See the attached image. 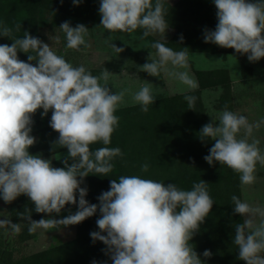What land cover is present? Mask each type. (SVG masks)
Wrapping results in <instances>:
<instances>
[{
	"label": "clouds",
	"instance_id": "obj_1",
	"mask_svg": "<svg viewBox=\"0 0 264 264\" xmlns=\"http://www.w3.org/2000/svg\"><path fill=\"white\" fill-rule=\"evenodd\" d=\"M82 2L72 0L73 5ZM212 2L217 23L214 30L204 29V42L247 54L250 62L264 57V0ZM98 11L99 25L109 32L130 33L140 28L146 37L149 33L165 34L169 28L164 19V0H100ZM59 27L67 48L80 50L88 46V27L84 24L73 27L64 21ZM16 28L19 30L20 25ZM0 36L12 37V29L2 22ZM183 39L181 34L180 42ZM11 40V45L0 44V199L11 203L23 194L33 203L36 213L47 215L39 220H33L31 214L24 217L30 232L76 225L99 211V231L90 232V237L93 243L99 240L106 246L102 251L112 264H204L190 241L215 203L205 180L193 183L192 189L186 191L174 183L165 185L136 175H122L109 181V190L97 197L98 204L85 199L88 189L81 187L84 178L90 173L106 176L113 169V158L123 156L118 147H101L93 152L89 145L98 141L110 144L119 125L114 113L131 90L113 92L108 87L111 73L107 69L96 77L83 65L74 67L27 31L22 38ZM150 46L157 50L158 59L141 65L143 72L158 77L164 71L189 90L198 87L188 71H177L188 68L187 47L175 51L159 41ZM111 47L118 53L124 50L113 43ZM18 51L35 55L28 54L26 62L18 58ZM131 95L143 112L157 97L147 81ZM184 99L188 109L193 110L196 97L185 95ZM38 109L42 110L41 117L51 110L49 126L59 134L55 142L67 149L63 167H54L50 159L29 152L36 142L31 132L32 117ZM218 122L210 121L199 130L201 142L214 141L203 159L210 166L214 161L225 164L240 174L242 184H253L257 162L264 166V153L259 141L250 143L248 137L264 121L250 124L246 116L225 108ZM242 129L244 136L237 138ZM141 171H148L146 163L141 165ZM231 201L234 213L248 217L235 225L233 242L238 246L239 259L246 264H264V208L253 207L236 195L231 196ZM66 205H76V211L54 218L53 214H60ZM256 217L260 218L258 223ZM5 223L20 230L12 221L0 219V225ZM202 255L210 258L212 253L205 249ZM91 264L107 261L93 260Z\"/></svg>",
	"mask_w": 264,
	"mask_h": 264
},
{
	"label": "trees",
	"instance_id": "obj_2",
	"mask_svg": "<svg viewBox=\"0 0 264 264\" xmlns=\"http://www.w3.org/2000/svg\"><path fill=\"white\" fill-rule=\"evenodd\" d=\"M99 5L100 0H83L79 5H73L72 0H63V3L61 0H0V22L12 29L13 40L22 38L27 31L44 42V31L58 36L62 32L59 25L72 19L87 21L104 28L99 25ZM164 7V19L173 33L166 40L146 36L150 50L157 51L150 45L159 41L175 51L187 47L189 52L219 53L222 56L234 53L241 60L242 55L234 49L205 43L203 40L204 29L214 30L217 23L216 8L212 0H175L172 4L164 0ZM43 13L47 14L45 25L38 23ZM17 25H20L19 30ZM143 31L138 28L131 33L143 34ZM181 34L184 37L183 42L179 40ZM11 39L0 36V44L11 45ZM56 44L58 52L60 45L59 42ZM28 54L35 55L34 52ZM28 54L19 51L18 58L27 62ZM31 63L35 65L36 62ZM192 72L198 83L195 90L156 98L148 106L147 112L141 111L138 103L117 108L114 114L119 117V125L111 135L110 144L104 145L102 141H98L89 147L93 152L101 147H118L123 156L113 158V169L106 176L90 173L84 178L81 187L88 189L85 199L89 203L98 204L97 197L102 191L109 190V181L122 175H136L161 181L165 185L174 183L186 191L192 189L193 183L203 179L208 182V192L215 203L190 243L204 264H246L239 259L238 246L233 242L235 225L243 223V216L233 212L234 205L231 201L232 195L241 199L239 173L215 161L210 166L203 157L209 154L208 150L214 141L208 139L201 142L199 139V130L208 120L198 100V91L221 87L217 107L229 110L234 95L231 91V80L224 68L193 69ZM240 72L243 78L248 77L249 67L241 62ZM185 95L196 97L193 110L188 109ZM48 113L50 120L51 110ZM36 128L38 142L42 144L44 154L66 149L55 142L59 134L48 122L37 125ZM63 158L52 161V165L64 166ZM145 163L148 165L147 172L141 171V165ZM71 206L76 208V205H66L65 208ZM8 209L9 220H19L21 224L16 235L18 242L27 238L26 225L29 222L24 217L31 214L34 220L47 216L36 213L33 203L23 194L12 201ZM99 215L97 211L92 217L76 224L75 234L70 240L33 253L14 256L6 242L0 240V264H91L93 260L112 264L102 251L106 246L99 240L93 243L90 237V232L99 231L96 225ZM205 249L211 251L210 258L203 257Z\"/></svg>",
	"mask_w": 264,
	"mask_h": 264
},
{
	"label": "rangeland",
	"instance_id": "obj_3",
	"mask_svg": "<svg viewBox=\"0 0 264 264\" xmlns=\"http://www.w3.org/2000/svg\"><path fill=\"white\" fill-rule=\"evenodd\" d=\"M169 4L174 3L175 0H166ZM47 19V14L43 13L42 16L39 17L38 23L43 25ZM78 23L84 24L88 27V34L85 37L87 47L81 46L80 50L70 49L66 47V38L65 34L61 32L58 36L52 33H46L44 42L49 44L50 48L59 56L65 58V60L71 63L74 67L78 64H82L84 60H88L90 64L88 66L94 68H102L104 63H108L112 61L111 58H107L104 61L103 53L100 51L97 52L95 49H104L112 48V43L117 47L127 46V41L123 42H115L112 40V36L128 34L129 38L133 39L134 45L137 44L141 49L147 48L148 41L147 37L143 36V34H133V33H119L117 31L109 32L105 28L98 27L94 23L83 22L80 20L72 19L70 20L71 26L75 27ZM45 25V24H44ZM45 27V26H44ZM170 33V30L167 29L165 34L161 33H151L152 35L163 38L167 37ZM57 38H59V50L56 51V42ZM91 49L89 51H85L84 49ZM94 49V50H93ZM19 53V51H18ZM87 55V57H86ZM153 59H150L152 61ZM245 64L249 67V76L242 77L240 72V63ZM108 65V64H107ZM105 68V67H104ZM169 68L171 65L169 64ZM212 68H224L228 77L231 80V91L233 92V99L231 103V108L229 111L242 114L247 117L248 122L250 124L260 123L264 121V57H262L259 61L250 62L247 59V54H243L241 56V60L239 59L237 54L228 53L225 55H220L219 53H208V52H189L188 57V68L187 69H177V71H188L190 75H193V69H212ZM101 70V71H100ZM102 69H99V73H92L93 76L99 77L102 73ZM98 72V71H97ZM115 72V71H113ZM113 72H111L113 74ZM138 78L143 80L142 84L146 81L152 80L150 86L153 91L157 93V97L169 96L174 93H183L186 91H190L186 85L181 84L177 79L170 77L164 71L160 72L158 77L151 76L146 72L138 71ZM131 74V73H130ZM129 74V75H130ZM111 75V74H110ZM112 77V76H109ZM110 79V78H109ZM195 79V77H194ZM100 83H105L103 80H100ZM143 84V85H144ZM113 92H120L118 88H115L114 84L109 87ZM133 89H137V86H132ZM221 94V87H209L205 89H201L198 91V100L200 101L204 115L207 118L208 122L213 121L218 124L219 116L225 109H219L217 107V102L219 100V96ZM135 104L132 99H127L126 95L124 97V103L121 106ZM228 110V109H227ZM42 110H37V112L33 115L32 119L34 121L32 125L31 135L36 137V142L33 146L29 148L30 154H41L43 158L50 159L51 161L59 160L65 156H67V149H62L48 155L44 154L42 144L38 142V134L36 126L43 125L45 122L49 123L48 114L44 117H41L40 112ZM244 136V130L238 134L237 138H242ZM249 142L251 143L253 140L259 141V148L261 152L264 153V123H260L259 128H253V132L251 136L248 137ZM61 167V166H60ZM63 167V166H62ZM256 177L255 182L251 185H244L240 182V174H239V185H240V196L243 202H247L253 207H261L264 208V166L260 165L259 162L256 164V169L254 172ZM9 204L5 203L2 199H0V219L9 220L8 211ZM76 208L74 206L64 208L60 214H53L54 218H63L68 215L69 212L74 213ZM41 218H47V216L36 218L34 220H39ZM247 216H243V222L247 219ZM259 217L255 218V222H259ZM13 223L19 225L21 227L20 221L15 220ZM30 224L27 223V238L21 242L17 241V233L20 231H16L11 224L5 223L0 225V240L6 242V246L10 249L14 256H18L21 254H29L36 252L38 250H42L54 245H57L61 242L70 240L73 238L75 234L76 225H69L67 227H61L60 229H51L45 230L43 228H36L34 231H29ZM264 255V253H262Z\"/></svg>",
	"mask_w": 264,
	"mask_h": 264
},
{
	"label": "crops",
	"instance_id": "obj_4",
	"mask_svg": "<svg viewBox=\"0 0 264 264\" xmlns=\"http://www.w3.org/2000/svg\"><path fill=\"white\" fill-rule=\"evenodd\" d=\"M84 22H86V21H84ZM168 29L170 30V33L167 37H164V39L156 37V36L152 35L151 33H149V36H151L157 40H166L173 33V30L171 28H168ZM124 33H126V32H124ZM124 35H125V37H122L123 35L121 34V35H117V36H112V38H111L112 40H115L116 44H117V42H123L124 40L127 41L128 44H127L126 48L121 47L124 49L122 52L118 53L115 49H112V48H107L106 50H104V49H100V50L95 49V50L97 52L100 51L101 53H103V56L105 58L104 61L107 58L112 59V61H110L108 63H104V65H102V68H99V69L104 70V67H105V69H107L110 73L115 71V72H113V74L111 73L110 76H112V77H109L110 79L107 81L108 87H111L112 83H113L115 88H118L120 91L124 90V89H130L131 91L129 93H126L125 95H126L127 99H132L131 94L139 91L141 86H143V84H144V83L142 84L143 80L141 78L137 77V75L139 74L138 71H141V65H143L146 62H151L150 59H153V60L158 59V55H157V51L150 50L149 46H147V48L141 49L137 44L134 45L133 39L131 37L129 38L128 34H124ZM126 35H128V36H126ZM84 50L90 52L91 49L87 48ZM86 57H87V55H86ZM106 61H108V60H106ZM89 64H90V62H88V60H84V62L82 64H80L78 62V64L76 66L83 65L87 70H90L91 74L92 73H95V74L99 73L98 68L88 66ZM151 81L152 80H149L147 82L152 83ZM134 85L137 86L138 88L133 89L132 86H134ZM174 94H176V93H174ZM156 98H159V97H156Z\"/></svg>",
	"mask_w": 264,
	"mask_h": 264
}]
</instances>
